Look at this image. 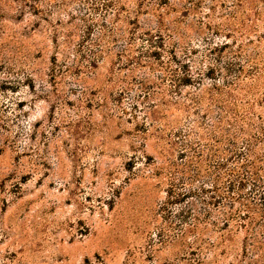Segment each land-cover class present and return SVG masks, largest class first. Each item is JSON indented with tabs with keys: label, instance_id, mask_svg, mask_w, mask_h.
I'll use <instances>...</instances> for the list:
<instances>
[{
	"label": "rangeland",
	"instance_id": "obj_1",
	"mask_svg": "<svg viewBox=\"0 0 264 264\" xmlns=\"http://www.w3.org/2000/svg\"><path fill=\"white\" fill-rule=\"evenodd\" d=\"M240 44L259 69L218 120L208 68ZM247 148L264 162V0H0V264H264V216L201 200Z\"/></svg>",
	"mask_w": 264,
	"mask_h": 264
},
{
	"label": "trees",
	"instance_id": "obj_2",
	"mask_svg": "<svg viewBox=\"0 0 264 264\" xmlns=\"http://www.w3.org/2000/svg\"><path fill=\"white\" fill-rule=\"evenodd\" d=\"M157 32L159 34L156 35L157 37L155 36L156 39L161 35L160 29H157ZM227 48L230 49V45L228 42H223L220 46L211 48L210 51H215L220 56L222 55V50ZM245 49L246 47L240 44L236 50H229L228 52L230 59H238L240 62H228L225 66L220 67L218 70H216L215 67L208 68L207 77L209 79V84L203 92L205 95H207V103H214V105L219 109L220 117L218 120H222L223 117L231 116V106L236 103L237 97L231 95V91L239 87L242 76L245 77L247 75L249 76L254 74L257 69H259L260 62L257 58L256 52L246 55ZM172 55L175 57V52ZM245 65L248 66L247 70H244ZM243 72L246 74H242ZM217 73H221L225 76L221 82L214 76ZM190 77L191 76L187 73L183 74L182 78H177V82L183 81L185 84H190ZM189 101L199 107L203 101L202 95H194L189 98ZM250 151V148H247L245 151L238 153L241 155V159L238 161V163H240L238 169L242 170L239 175H233L231 172L232 178L225 180L226 182L222 188L219 187V180L221 179L220 176H214L213 182L208 186L209 188L207 189L209 195L205 196L206 198H201V200L205 202L208 207L207 211H210L209 205L219 206L217 208L219 209V215L222 216V225H227L229 221L233 220L236 221V224L240 227H245V225L251 227L254 226L255 223L253 222H255L258 217L264 216V208H259L255 204V198H258V200H264V174H262L264 173V162H261L263 163V167H261V163L259 162L260 160H250ZM218 165L223 167L222 163ZM228 175H230L229 172ZM248 182H250L253 187L252 196H247L243 193V188ZM186 196V192L176 195L171 194V192L169 193L170 200L174 199L177 201H182ZM226 202H228V205L225 207ZM235 204L238 205L237 208H234ZM204 211H206V209H204ZM192 213V210L188 208L184 210L183 215L186 216L189 214V216H191L196 223L199 217ZM195 223H192L191 226H194ZM263 226L264 225L259 224L258 227Z\"/></svg>",
	"mask_w": 264,
	"mask_h": 264
}]
</instances>
